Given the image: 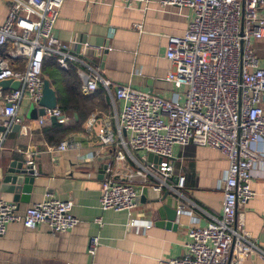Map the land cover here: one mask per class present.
Returning a JSON list of instances; mask_svg holds the SVG:
<instances>
[{
	"label": "built area",
	"instance_id": "1",
	"mask_svg": "<svg viewBox=\"0 0 264 264\" xmlns=\"http://www.w3.org/2000/svg\"><path fill=\"white\" fill-rule=\"evenodd\" d=\"M119 1L127 8L151 3ZM63 2L7 0V15L0 25V81L18 83L19 88L0 89V117L4 119L0 150L13 126H20V132L26 133L19 115L22 102L39 109L44 61L54 59L63 70L75 64L79 66L82 93L89 95L102 88L113 105L114 114L104 117L97 131L101 147L116 148L100 182L99 208L127 213L136 209L145 184L155 192L168 189L180 196L184 177H177L173 187L167 184L173 172L174 147L209 148L228 162L219 183L221 214L203 228H190L183 255L160 264H228L230 258L232 264H242L255 253L264 257L237 213L239 205H246L254 197L253 168L257 163L264 167V68L252 50V40L264 35V0H158L161 7L189 11L185 33L166 37L165 58L172 69L164 80L175 90L184 91L179 100L113 85L102 78L91 58H101L108 47L85 43L76 55L68 45L59 43L54 28ZM51 119L60 125L68 121L58 106L45 109L37 121L44 126ZM96 121V117L88 120V132ZM68 148L64 142L58 150ZM129 151L142 154L144 163L149 154L161 161L156 167L152 163L143 167L130 157L137 169L120 175V165ZM26 165L34 169L32 161H26ZM138 177L143 182L140 189L132 184ZM121 178L126 182H120ZM72 208L71 201L49 196L19 216L13 203L0 199V237L7 225L15 222L28 230L45 225L53 234L71 231L78 224ZM185 212L179 205L177 213ZM95 222L101 225V219ZM98 245L99 238L93 237L90 255Z\"/></svg>",
	"mask_w": 264,
	"mask_h": 264
},
{
	"label": "crops",
	"instance_id": "2",
	"mask_svg": "<svg viewBox=\"0 0 264 264\" xmlns=\"http://www.w3.org/2000/svg\"><path fill=\"white\" fill-rule=\"evenodd\" d=\"M150 1L147 6L127 8L119 0H64L54 34L59 43L68 45L76 55L85 43L108 47L101 58L93 57L91 62L99 68L102 78L113 85L179 100L184 91L175 90L164 80L172 69L165 58L166 37L185 33L189 11L161 7L158 0ZM7 11V0H0V25ZM252 50L264 68V35L252 42ZM51 60L45 61L42 76L54 90L57 106L65 104L64 114L69 121L62 125L49 121L39 126L38 117H27L30 107L26 101L22 102L19 115L26 133L6 134L0 150V178L10 162L24 156L25 161L33 162L36 181L27 202L14 203L13 195L1 191L0 199L13 203L19 216L49 196L71 201L78 224L71 231L56 234L45 225L28 230L20 223L8 224L0 237V264H160L181 257L189 229L203 228L212 217L218 218L221 214L223 195L219 183L228 167L226 158L209 148L174 147L173 172L167 184L173 187L177 177H184L185 187L180 196L168 189L155 192L145 184L136 209L128 213L102 211L100 182L116 148L101 147L97 131L102 119L114 114L113 105L102 88L93 94L82 93L77 72L75 78L66 73L70 68L78 71L79 66L70 64L68 70H63ZM48 71L53 78H48ZM115 107L118 110V105ZM91 117L97 121L88 132L86 124ZM3 122L0 117V127ZM64 142L69 148L61 152L58 147ZM130 157L141 166H148L142 161V154L129 151L126 161L120 165V169L123 167L120 175L137 169ZM251 176L254 197L246 205H239L237 213L245 231L264 251V167L261 163L255 165ZM120 182L126 181L121 178ZM132 184L140 189L143 182L138 177ZM179 205L186 212L179 215L178 228L160 225L159 222L166 221L163 207L177 210ZM96 219H101V225L96 224ZM130 223L134 226H129ZM93 237L99 238V245L95 254L90 255L89 243ZM228 264H232L231 258ZM242 264H264V257L255 253Z\"/></svg>",
	"mask_w": 264,
	"mask_h": 264
},
{
	"label": "water",
	"instance_id": "3",
	"mask_svg": "<svg viewBox=\"0 0 264 264\" xmlns=\"http://www.w3.org/2000/svg\"><path fill=\"white\" fill-rule=\"evenodd\" d=\"M18 88V83H14L9 80L0 81L1 90H17ZM56 107L57 99L55 92L50 87L49 81L44 80L43 94L42 99L39 102V109L36 110V114L34 113L32 117L37 118L43 116L45 109H55ZM51 121L52 123L56 122L55 119H51ZM20 128V126H13L12 128H10V132L19 133ZM0 132H4V128L0 127ZM23 157L24 156H21L22 159L18 161L10 162L4 170V174L0 178V191L6 194L13 195L12 200L14 203L27 202L36 181V173L33 167L26 165V161ZM160 161V158L155 157L151 154L147 156V163H152L155 167L160 163ZM163 209L166 213V221L159 222V224L164 225L166 228L176 230L178 228V220L180 217L177 213V210L171 209L169 207H163Z\"/></svg>",
	"mask_w": 264,
	"mask_h": 264
},
{
	"label": "trees",
	"instance_id": "4",
	"mask_svg": "<svg viewBox=\"0 0 264 264\" xmlns=\"http://www.w3.org/2000/svg\"><path fill=\"white\" fill-rule=\"evenodd\" d=\"M52 60H54V59H52ZM52 60H51V61H52ZM45 61H46V60H45ZM45 61H44L43 66H42V73H43V70H44L45 65H46V62H45ZM54 61H55V60H54ZM55 63H56V62H55ZM56 65H57V64H56ZM74 69H75V68H74ZM74 69H73V68H70L69 71L66 72L67 75H71L72 77L75 78V77H76V76H75V72H77V71H76V69H75V70H74ZM47 73H48V78H50V77L53 78L52 74H51V73L49 74V71H48ZM64 105H65V104H63V103H59V105H58V108H59L63 113L65 112V110H64V109H65V108H64ZM71 108H74V107L71 106ZM64 115H65V114H64ZM65 116H66V115H65ZM66 117H67V116H66ZM67 118H68V117H67ZM68 121H69V118H68ZM68 121H67V122H68ZM58 125H60V124H58Z\"/></svg>",
	"mask_w": 264,
	"mask_h": 264
},
{
	"label": "rangeland",
	"instance_id": "5",
	"mask_svg": "<svg viewBox=\"0 0 264 264\" xmlns=\"http://www.w3.org/2000/svg\"><path fill=\"white\" fill-rule=\"evenodd\" d=\"M252 42H253V40H252ZM23 104H25V102ZM34 113L36 114V108L34 106H31L29 108V113H28L27 117H29V118L32 117L34 115Z\"/></svg>",
	"mask_w": 264,
	"mask_h": 264
}]
</instances>
